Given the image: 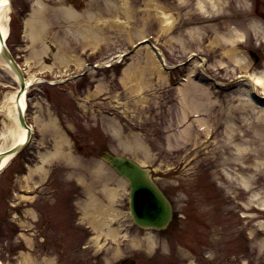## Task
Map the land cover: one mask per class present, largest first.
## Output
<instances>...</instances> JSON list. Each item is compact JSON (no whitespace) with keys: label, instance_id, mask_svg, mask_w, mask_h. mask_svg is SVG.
I'll use <instances>...</instances> for the list:
<instances>
[{"label":"rangeland","instance_id":"rangeland-1","mask_svg":"<svg viewBox=\"0 0 264 264\" xmlns=\"http://www.w3.org/2000/svg\"><path fill=\"white\" fill-rule=\"evenodd\" d=\"M11 1L7 45L36 81L26 114L32 137L0 171L1 262L25 264L27 257L35 264H120L131 257L134 264H264V209L252 205L264 202V115L255 111L264 101H253L254 110L236 97L246 91V80L238 77L264 68L261 40L243 36L240 54L250 63L244 68L219 46L213 49L212 36L193 34L198 16L181 0H40L39 6L36 0ZM244 7L264 25V1L246 0ZM38 8L42 29L31 44L21 21ZM159 8L173 15L169 29ZM235 16L243 30L246 19L240 11ZM144 35L162 50L171 66L162 70L167 75H160L158 57L153 60L145 44L133 51ZM193 53L205 60V70L202 59L187 60ZM187 76L186 102L177 86ZM17 85L0 64V104ZM48 111L58 116L67 137L63 150L80 164L55 160L44 167L46 176L28 177L38 152L52 147ZM4 115L0 110V129L11 124ZM104 150L145 162L172 203L166 228L143 229L128 217V183L101 158ZM99 170L112 186V179L122 184L114 204L126 218L121 254L110 243L99 254L86 248L90 231L78 222L75 202L88 193L109 202ZM148 231L153 238L145 240Z\"/></svg>","mask_w":264,"mask_h":264},{"label":"bare ground","instance_id":"bare-ground-1","mask_svg":"<svg viewBox=\"0 0 264 264\" xmlns=\"http://www.w3.org/2000/svg\"><path fill=\"white\" fill-rule=\"evenodd\" d=\"M36 2L38 6L41 4L40 0H36ZM181 4L182 7L187 8L188 10L193 7L194 11L198 16V25L195 29H193V34H196L198 39H205L209 36H212L213 40L211 42V45L213 46V49L215 48V50H217L216 47L219 46V48H221L225 52V54H228L232 58V61H234L233 63L237 64V66L244 68L250 67L249 61L246 60L242 54H240L242 52V47L247 41L243 40V36L258 37V39L261 40L260 45H264V25L258 19L253 18L250 14V11L248 12L246 10V8L244 7V5H246V0H181ZM11 6V0H0V64H2V66H4L8 71H10L13 75V79L17 81L20 79V77L16 74L15 70L13 69L10 60L7 62V60L2 55V53H4V49L2 48L3 42H1V36L3 37L4 41L9 38V21ZM39 9L40 8L32 10L31 14H29L23 24V36L27 40L30 39L31 44H34L35 41L40 38L42 25H39V23L43 21V19L40 18L43 15L42 13H40L41 11H39ZM59 10L62 11L63 8L60 7ZM158 10V17L160 18L161 22L165 26H167V29H169L171 24L174 22L172 13L170 11L164 12L161 8H159ZM238 11H240L242 19H246L244 22L243 30L237 27L238 23L236 22L237 18L235 15ZM70 14L73 15L72 10ZM144 39H146L145 35L142 36L141 40ZM143 44V42H137L133 46H138L137 48L135 47V50H137L139 47H142ZM151 44L154 43H146L145 50L148 54L152 56L153 60H156L157 54L155 53V50L153 49ZM29 47L30 46L28 45L27 48L25 47L24 49H29ZM124 55L125 53L120 55V59L119 61H117V63H120L121 58H123ZM26 59L29 60V55H27ZM68 59L74 60L75 63L78 62L77 66H82L85 68L87 67L85 63H82V61H80L79 59H77L76 62L74 56H71ZM158 61V64L160 66V68H158V72L160 71V75H167L168 73L166 74V72H162V70H165V68L163 67V62L161 61V59ZM74 62L69 61L67 64L73 65ZM102 65L109 66L108 63H102ZM97 66L98 65L94 64L91 68H96ZM191 73L192 69L188 72L189 76L191 75ZM22 75L25 77H23V79L24 84H26L22 94H18L19 85H17L16 90L8 94L5 100L0 104V110L5 112L4 118H8L11 122V124L0 129V139H2V142H0V154L4 150L5 152H7L10 151V149L12 148L21 149L20 146L24 145V143L27 141L29 133L28 131L33 132L34 129V127L32 125H29V123L27 122L26 114L29 107L28 96L30 92V87L36 80L33 74H28L26 72L25 68L24 73H22ZM189 76H187L185 80L179 83L180 87L177 86V88L181 90L184 99L185 96L187 97L188 89H190V81L188 82V80H190L191 77ZM244 78L246 82L243 84V86L246 88V91L242 88L236 96L240 100L238 104H250L255 110V106H253L252 104L254 103L253 101L258 102L259 99L264 101V68L260 72L250 73L248 75L246 74L244 75ZM52 81L54 82V80H51L50 83H52ZM62 82L63 81L58 83ZM139 88L140 86L138 87V92L141 91V89ZM92 96L93 95H90V97ZM255 111L257 112V114L259 113L260 115H264V103L260 104V108H257V110ZM48 113V122L46 124L50 129L49 132L53 134V139L51 142L52 147L50 149L41 150L38 152L39 161L33 166H28V177L34 175L35 173H39L41 176H44V167H46L47 164L51 165V163L55 160L62 159L68 164H80L79 159L74 158L70 152L63 150L64 145L67 142V137L64 134L63 129L61 128V124L59 123L60 119L57 115L52 114L51 111H48ZM21 114L24 118L22 120L19 117ZM23 120L25 122H23ZM231 138L232 137H230L229 140H231ZM16 152L17 151L12 153L7 152L3 155L2 158H0L1 169H4L8 166L12 158L17 155ZM139 163L138 164L140 166L145 165V162L143 161H139ZM101 167L102 166H100L99 168ZM99 168H97V171ZM143 169H145V167ZM147 174L149 177L151 176L150 169H148ZM98 179L103 189V192L105 193V196L109 202L105 203L102 200L98 199L96 196H92L91 193H88L86 195V199L78 200L75 202L78 206V211L80 215L78 222L85 225V227L90 231V236L88 237L85 247L93 248L96 254H99L104 249L106 250V247H104V245L110 243L113 245L115 244L117 246V249H115L117 250L116 252H120L121 254V243L119 242V240L123 236L121 234V231L124 228L122 227V220H126V218H123V211L116 206L117 204H114L118 202L120 198V185L122 187V184H120L119 181L112 179L113 182H116V186H112L111 181L107 180V178L101 173V170H99ZM125 181L127 182L126 179ZM77 182H79L80 187L84 186L82 178L77 179ZM153 182L157 186L154 180ZM246 186L247 185L245 184V187ZM23 194L26 193L24 192ZM244 205L250 206V204L247 203H245ZM252 205L264 209V202L257 203L254 201ZM34 212L35 211L32 209L31 213L33 215H35ZM126 213L128 214V217H130L129 210H127ZM261 228L264 230V224L261 225ZM21 229L25 228L22 226ZM151 238H153L151 235V231H148L143 236V239L145 240H149ZM25 264L35 263L26 257Z\"/></svg>","mask_w":264,"mask_h":264},{"label":"water","instance_id":"water-1","mask_svg":"<svg viewBox=\"0 0 264 264\" xmlns=\"http://www.w3.org/2000/svg\"><path fill=\"white\" fill-rule=\"evenodd\" d=\"M1 42H3L2 48L4 49L2 55L7 62L10 60L13 69L20 77V91L18 94L21 95L25 87L22 72L7 50L2 36ZM19 117L21 120L24 119L22 114ZM23 122L25 121L23 120ZM28 132L29 137L30 131ZM18 150L17 148H12L7 152L12 153ZM7 152L3 151L0 154V158ZM102 156L130 183V213L133 220L143 227L157 229L165 227L171 218V205L148 176V169H143L137 163L122 155H112L108 152H103Z\"/></svg>","mask_w":264,"mask_h":264}]
</instances>
